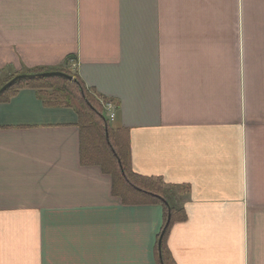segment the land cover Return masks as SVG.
I'll return each mask as SVG.
<instances>
[{
    "label": "crops",
    "instance_id": "obj_1",
    "mask_svg": "<svg viewBox=\"0 0 264 264\" xmlns=\"http://www.w3.org/2000/svg\"><path fill=\"white\" fill-rule=\"evenodd\" d=\"M34 69L113 103L177 264H264V0H0V87ZM79 119L31 86L0 101V264H158L163 204L82 162Z\"/></svg>",
    "mask_w": 264,
    "mask_h": 264
},
{
    "label": "trees",
    "instance_id": "obj_2",
    "mask_svg": "<svg viewBox=\"0 0 264 264\" xmlns=\"http://www.w3.org/2000/svg\"><path fill=\"white\" fill-rule=\"evenodd\" d=\"M60 70L72 74L75 79L63 76L24 79L16 82L0 95V101L24 86H31L38 89L40 97L46 104H62L76 108L80 117L82 162L101 165L105 172L111 174L113 193L119 195L124 203L163 204L165 220L159 235L156 256L158 264H177L166 243L176 213L167 202L163 181L160 178L137 173L132 169L124 132H115L110 126L109 118L105 115V108L99 97L86 86L78 74L67 69ZM43 71L46 70L34 69L29 72ZM13 76H10L8 80ZM160 240L162 241L161 246L159 245Z\"/></svg>",
    "mask_w": 264,
    "mask_h": 264
},
{
    "label": "water",
    "instance_id": "obj_3",
    "mask_svg": "<svg viewBox=\"0 0 264 264\" xmlns=\"http://www.w3.org/2000/svg\"><path fill=\"white\" fill-rule=\"evenodd\" d=\"M49 76H63L69 79H75V77L72 74H68L67 72H64L62 70H51V71H43V72H36V73H19L13 76L10 80L5 82L0 87V95H2L9 87L14 85L16 82H19L24 79H35V78H43V77H49ZM109 135L108 129H107V136ZM171 219V215L169 216V221ZM161 240L159 245L161 246Z\"/></svg>",
    "mask_w": 264,
    "mask_h": 264
},
{
    "label": "built area",
    "instance_id": "obj_4",
    "mask_svg": "<svg viewBox=\"0 0 264 264\" xmlns=\"http://www.w3.org/2000/svg\"><path fill=\"white\" fill-rule=\"evenodd\" d=\"M103 104L108 108V107H110L111 109L114 107L113 106V103L112 102H103ZM114 118H115V113H112L111 115H110V119L111 120H114Z\"/></svg>",
    "mask_w": 264,
    "mask_h": 264
},
{
    "label": "rangeland",
    "instance_id": "obj_5",
    "mask_svg": "<svg viewBox=\"0 0 264 264\" xmlns=\"http://www.w3.org/2000/svg\"><path fill=\"white\" fill-rule=\"evenodd\" d=\"M104 105V104H103Z\"/></svg>",
    "mask_w": 264,
    "mask_h": 264
}]
</instances>
